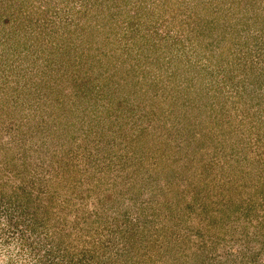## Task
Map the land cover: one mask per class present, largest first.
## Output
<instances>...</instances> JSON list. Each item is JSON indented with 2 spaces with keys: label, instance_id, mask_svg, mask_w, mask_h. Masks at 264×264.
Returning <instances> with one entry per match:
<instances>
[{
  "label": "rangeland",
  "instance_id": "1",
  "mask_svg": "<svg viewBox=\"0 0 264 264\" xmlns=\"http://www.w3.org/2000/svg\"><path fill=\"white\" fill-rule=\"evenodd\" d=\"M6 136L43 264H264V0H0Z\"/></svg>",
  "mask_w": 264,
  "mask_h": 264
},
{
  "label": "clouds",
  "instance_id": "2",
  "mask_svg": "<svg viewBox=\"0 0 264 264\" xmlns=\"http://www.w3.org/2000/svg\"><path fill=\"white\" fill-rule=\"evenodd\" d=\"M11 136L4 137L3 143L10 145ZM16 184L19 185V180L15 177ZM132 202L125 201V207L129 206ZM99 208L98 199L95 194H89L87 201V211L88 213H95ZM70 223L75 222V216L71 218L67 217ZM135 218H133V221ZM256 220L252 221V224L255 225ZM252 228L249 229L251 233ZM23 233V234H22ZM53 236V231L49 230L46 234L40 232H32L29 228H26L24 224H20L19 228H14L9 221L7 214H0V264H43L45 254L52 249V245L41 246V243L45 241L46 238H51ZM198 239V237H193ZM260 245H255V250H259ZM227 250L232 253L233 256L239 254L241 250V245L239 243L227 245ZM218 253H223L225 251L224 246H218ZM264 257V254L259 258ZM219 259L223 260V255H220ZM57 264H60L59 258H57Z\"/></svg>",
  "mask_w": 264,
  "mask_h": 264
}]
</instances>
